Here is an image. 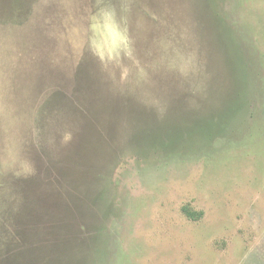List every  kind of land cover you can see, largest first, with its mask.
<instances>
[{
    "label": "rangeland",
    "instance_id": "1",
    "mask_svg": "<svg viewBox=\"0 0 264 264\" xmlns=\"http://www.w3.org/2000/svg\"><path fill=\"white\" fill-rule=\"evenodd\" d=\"M0 264H264V0H0Z\"/></svg>",
    "mask_w": 264,
    "mask_h": 264
},
{
    "label": "trees",
    "instance_id": "2",
    "mask_svg": "<svg viewBox=\"0 0 264 264\" xmlns=\"http://www.w3.org/2000/svg\"><path fill=\"white\" fill-rule=\"evenodd\" d=\"M228 47L229 56L223 62L224 66L220 68V73L223 72L221 75L225 76L224 83L229 82V88H226L219 93L218 103L214 105L213 111V116H216L219 119L237 116L242 110H244V101L248 98V94L244 88L248 83L247 72L245 69L246 65L243 63L240 54H234L235 52H231V47ZM224 68H227V71H224ZM212 81H215L214 78ZM183 210L185 214L193 220H198L203 216V211H196L188 205H185Z\"/></svg>",
    "mask_w": 264,
    "mask_h": 264
},
{
    "label": "clouds",
    "instance_id": "3",
    "mask_svg": "<svg viewBox=\"0 0 264 264\" xmlns=\"http://www.w3.org/2000/svg\"><path fill=\"white\" fill-rule=\"evenodd\" d=\"M110 31H111V29H110ZM124 43H125V46H127V41H124ZM119 46V42H118V40H116V39H113V42H112V47L109 49V51H108V55H109V57H111L113 54H114V49L115 48H117ZM104 54H102L101 56H103Z\"/></svg>",
    "mask_w": 264,
    "mask_h": 264
}]
</instances>
